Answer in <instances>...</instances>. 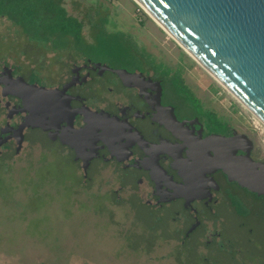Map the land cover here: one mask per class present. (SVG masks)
<instances>
[{
	"label": "flooded vegetation",
	"instance_id": "af4514ba",
	"mask_svg": "<svg viewBox=\"0 0 264 264\" xmlns=\"http://www.w3.org/2000/svg\"><path fill=\"white\" fill-rule=\"evenodd\" d=\"M67 47L71 50L66 55L71 59L69 71L66 74L64 66L58 65L59 70L53 74L58 79L49 87L34 67L28 76L18 67L7 65L0 71V79L9 89L11 70L14 79L23 77L31 85L60 93L50 102L52 109L41 115L44 129H25L24 143L32 142L30 131H41L51 145L58 147L55 152L73 157L85 182L92 181L94 175L100 178L102 170L110 167L121 184L120 191L128 193L129 205L132 200L142 202L156 216L172 209L169 222L173 241L181 249L179 257L183 258L191 246L197 250L203 246L202 259L209 264H213L210 253L218 251L228 253L229 264H255L257 259L239 245L240 238L226 235L225 226L245 229L251 242L253 228L249 222L256 218L264 222V196L230 181L222 170L212 166L216 146L211 139L244 135L248 141L242 142L237 155L248 152L253 161L264 163V146L257 142V135L243 125L226 121L218 124L216 113L213 118L207 114L210 109L190 102L174 83L179 67L171 69L160 63L163 69L159 70L151 62L121 66L90 57L85 53L87 46ZM116 70H126L130 76L123 79ZM182 72L185 86L202 103ZM0 87V103H5L6 110V121L0 126V154L10 145H15L19 154L22 148L18 150L15 131L28 113L20 112L23 106L19 98L3 97ZM82 111L109 118L85 117ZM257 263L264 264V260Z\"/></svg>",
	"mask_w": 264,
	"mask_h": 264
},
{
	"label": "rangeland",
	"instance_id": "374dc122",
	"mask_svg": "<svg viewBox=\"0 0 264 264\" xmlns=\"http://www.w3.org/2000/svg\"><path fill=\"white\" fill-rule=\"evenodd\" d=\"M56 1H62L71 16L82 20L88 43L94 44L102 29L110 34L123 32L150 57L156 69H163L160 63L183 69L186 83L203 103L201 108L211 110L208 115L216 113L222 124L243 125L264 146V124L140 5L135 3L132 13L105 0ZM55 50L51 44L30 40L21 27L0 18V71L7 65L28 76L35 68L49 87L58 79L53 75L58 65L64 66L66 74L71 65L66 56L69 47ZM4 104L0 103V126L6 121ZM29 137L32 142L24 143L19 154L15 145L0 154V264H209L202 259L203 246L198 250L191 246L179 257L181 249L173 241L169 222L172 209L159 217L142 202L132 200L129 205V195L120 191L121 184L110 167L102 170L100 178L94 175L92 181L85 182L73 157L55 152L58 147L41 131H30ZM249 224L253 228L251 242L245 229L233 224L225 226V233L240 238L246 254L261 262L264 222L256 218ZM210 256L213 264L232 262L226 251L211 252Z\"/></svg>",
	"mask_w": 264,
	"mask_h": 264
},
{
	"label": "water",
	"instance_id": "95a60500",
	"mask_svg": "<svg viewBox=\"0 0 264 264\" xmlns=\"http://www.w3.org/2000/svg\"><path fill=\"white\" fill-rule=\"evenodd\" d=\"M136 1L264 124V0ZM8 72L12 87L9 89L8 83L0 79L3 97L19 98L23 106L20 112L28 113L15 131L20 150L25 129H44L41 115L52 109L50 102L60 93L31 85L23 77L14 79L11 70ZM115 73L123 79L130 76L126 70ZM82 114L101 120L109 118L90 111ZM247 141L244 135L215 136L211 143L216 146V155L211 164L230 181L264 196V163L253 161L248 152L237 155L242 142Z\"/></svg>",
	"mask_w": 264,
	"mask_h": 264
},
{
	"label": "trees",
	"instance_id": "16d2710c",
	"mask_svg": "<svg viewBox=\"0 0 264 264\" xmlns=\"http://www.w3.org/2000/svg\"><path fill=\"white\" fill-rule=\"evenodd\" d=\"M0 18H7L15 26L21 27L30 40L51 44L56 49L67 45L89 47L86 54L95 59L111 61L121 66L152 62L150 57L138 49L130 36L123 32L110 34L102 29L94 44L83 37L84 24L71 16L63 7L62 1L56 0H0ZM180 74L174 78L179 91L200 107L199 101L185 86ZM202 109V108H201ZM216 118V116H212ZM218 124H221L219 119Z\"/></svg>",
	"mask_w": 264,
	"mask_h": 264
},
{
	"label": "bare ground",
	"instance_id": "6f19581e",
	"mask_svg": "<svg viewBox=\"0 0 264 264\" xmlns=\"http://www.w3.org/2000/svg\"><path fill=\"white\" fill-rule=\"evenodd\" d=\"M135 2L138 3V1L134 0ZM141 6V5H140ZM142 7V6H141ZM144 9V11L150 16V18L152 20H154L169 36H171V38L174 39L175 42H177L180 47L192 58L194 59L207 73H209V75H211L212 77H214L216 79V81H218L223 87H225L227 89L228 92H230L235 99L238 100V102H240L244 107H246L224 84H222L211 72L210 70H208V68H206L203 64H201L181 43L180 41H178L163 25H161L144 7H142ZM247 108V107H246ZM248 109V108H247ZM261 122V121H260Z\"/></svg>",
	"mask_w": 264,
	"mask_h": 264
},
{
	"label": "crops",
	"instance_id": "0c3cea01",
	"mask_svg": "<svg viewBox=\"0 0 264 264\" xmlns=\"http://www.w3.org/2000/svg\"><path fill=\"white\" fill-rule=\"evenodd\" d=\"M106 2H108L107 0H105ZM135 1L134 0H118V4L119 6L123 9V8H127L130 9V11L133 13V10L135 8ZM79 19V18H77ZM82 21V20H80ZM143 23V22H142ZM143 25V24H142Z\"/></svg>",
	"mask_w": 264,
	"mask_h": 264
},
{
	"label": "built area",
	"instance_id": "2783aa9c",
	"mask_svg": "<svg viewBox=\"0 0 264 264\" xmlns=\"http://www.w3.org/2000/svg\"><path fill=\"white\" fill-rule=\"evenodd\" d=\"M107 1L112 3V4H118V0H107Z\"/></svg>",
	"mask_w": 264,
	"mask_h": 264
}]
</instances>
